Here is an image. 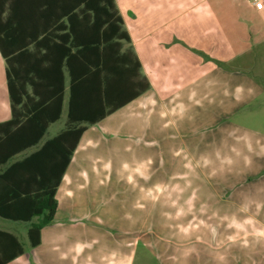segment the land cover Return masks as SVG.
Instances as JSON below:
<instances>
[{
  "label": "crops",
  "instance_id": "1",
  "mask_svg": "<svg viewBox=\"0 0 264 264\" xmlns=\"http://www.w3.org/2000/svg\"><path fill=\"white\" fill-rule=\"evenodd\" d=\"M115 3L130 39L121 52L140 63L136 75L124 76L128 92L149 87L82 124L39 245L28 236L32 222L0 216V230L25 249L6 264H264V237L256 234L264 228V4ZM66 5L0 0V8H16L25 27L15 37L22 40L50 29L64 35ZM6 16L3 9L0 21ZM69 99L65 70L66 122L52 123L40 145L66 128ZM11 118L0 51V123ZM37 148L15 155L0 173ZM249 217L254 223L243 230L229 227Z\"/></svg>",
  "mask_w": 264,
  "mask_h": 264
},
{
  "label": "trees",
  "instance_id": "2",
  "mask_svg": "<svg viewBox=\"0 0 264 264\" xmlns=\"http://www.w3.org/2000/svg\"><path fill=\"white\" fill-rule=\"evenodd\" d=\"M65 2L64 35H54L50 29L40 32L42 38L23 40L15 37L25 27L14 14L16 8H0V18L1 11H7L6 20L0 21V51L6 62L12 109V118L0 123V166L38 147L0 173V216L32 222L28 236L33 247L40 243L41 229L54 219L57 188L86 129L82 124L99 121L149 87L146 82L128 92L124 76L127 72L136 75L140 63L132 52H121L122 42L130 39L115 0ZM65 70L70 76L67 126L40 145L48 127L62 115ZM88 81L95 85L83 87ZM24 250L18 236L0 230V264Z\"/></svg>",
  "mask_w": 264,
  "mask_h": 264
},
{
  "label": "clouds",
  "instance_id": "3",
  "mask_svg": "<svg viewBox=\"0 0 264 264\" xmlns=\"http://www.w3.org/2000/svg\"><path fill=\"white\" fill-rule=\"evenodd\" d=\"M239 90V89H238ZM254 220L253 218L249 217L246 218L244 221H238L237 219L233 218L231 223L229 224V227H235L237 229L243 230L244 226L246 224H253ZM257 235L264 237V228H260L256 232ZM230 239H235V237H230Z\"/></svg>",
  "mask_w": 264,
  "mask_h": 264
},
{
  "label": "rangeland",
  "instance_id": "4",
  "mask_svg": "<svg viewBox=\"0 0 264 264\" xmlns=\"http://www.w3.org/2000/svg\"><path fill=\"white\" fill-rule=\"evenodd\" d=\"M252 1V0H251ZM66 122V115L64 114V116L60 119V121L58 122L57 126H63L64 123ZM54 128H58V127H54ZM135 264H139L138 259H136Z\"/></svg>",
  "mask_w": 264,
  "mask_h": 264
},
{
  "label": "built area",
  "instance_id": "5",
  "mask_svg": "<svg viewBox=\"0 0 264 264\" xmlns=\"http://www.w3.org/2000/svg\"><path fill=\"white\" fill-rule=\"evenodd\" d=\"M252 2L257 8H262L264 4L263 0H252Z\"/></svg>",
  "mask_w": 264,
  "mask_h": 264
}]
</instances>
